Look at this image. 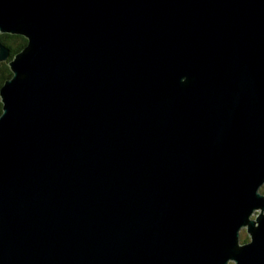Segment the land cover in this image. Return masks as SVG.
I'll use <instances>...</instances> for the list:
<instances>
[{
    "label": "water",
    "instance_id": "95a60500",
    "mask_svg": "<svg viewBox=\"0 0 264 264\" xmlns=\"http://www.w3.org/2000/svg\"><path fill=\"white\" fill-rule=\"evenodd\" d=\"M2 33L0 264H264V0H0Z\"/></svg>",
    "mask_w": 264,
    "mask_h": 264
},
{
    "label": "trees",
    "instance_id": "16d2710c",
    "mask_svg": "<svg viewBox=\"0 0 264 264\" xmlns=\"http://www.w3.org/2000/svg\"><path fill=\"white\" fill-rule=\"evenodd\" d=\"M4 44L9 48L10 58L14 57L16 53L23 49V47L27 44V39L20 34H10V33H2L0 34V44ZM0 67V88L6 81V79L12 76V70L7 64L6 60H3ZM2 111V103L0 101V114Z\"/></svg>",
    "mask_w": 264,
    "mask_h": 264
},
{
    "label": "rangeland",
    "instance_id": "374dc122",
    "mask_svg": "<svg viewBox=\"0 0 264 264\" xmlns=\"http://www.w3.org/2000/svg\"><path fill=\"white\" fill-rule=\"evenodd\" d=\"M259 190L262 193H264V184L260 187ZM251 217H255V213L254 212L251 213ZM239 240H240V242H246L242 227L239 229ZM229 264H230V262H229Z\"/></svg>",
    "mask_w": 264,
    "mask_h": 264
},
{
    "label": "flooded vegetation",
    "instance_id": "af4514ba",
    "mask_svg": "<svg viewBox=\"0 0 264 264\" xmlns=\"http://www.w3.org/2000/svg\"><path fill=\"white\" fill-rule=\"evenodd\" d=\"M2 44V43H1ZM2 45H4V44H2ZM4 47H6L5 45H4ZM7 49H8V58L7 59H5L6 61H7V64H8V62L13 58H10V51H9V48L8 47H6ZM2 62H4V61H0V67H1V64H2Z\"/></svg>",
    "mask_w": 264,
    "mask_h": 264
},
{
    "label": "bare ground",
    "instance_id": "6f19581e",
    "mask_svg": "<svg viewBox=\"0 0 264 264\" xmlns=\"http://www.w3.org/2000/svg\"><path fill=\"white\" fill-rule=\"evenodd\" d=\"M13 73V72H12ZM13 75V74H12Z\"/></svg>",
    "mask_w": 264,
    "mask_h": 264
}]
</instances>
